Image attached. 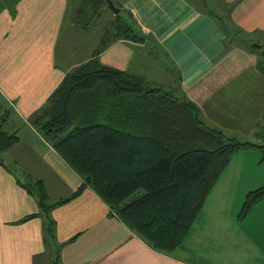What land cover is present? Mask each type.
I'll return each instance as SVG.
<instances>
[{"label": "crops", "instance_id": "1", "mask_svg": "<svg viewBox=\"0 0 264 264\" xmlns=\"http://www.w3.org/2000/svg\"><path fill=\"white\" fill-rule=\"evenodd\" d=\"M223 1L237 36L192 0H115L149 39L114 40L99 57L144 77L136 72L138 55L153 43L179 92L209 125L262 144L264 72L256 59L264 55V0ZM15 6V13L10 6L0 10V108L13 106L9 131L19 136L0 153V264H54L60 255L62 264H264V198L239 217L246 195L263 185L264 174L252 175L264 162L257 146L235 151L172 253L152 248L91 187L60 202L82 177L29 119L75 68L58 47L61 32L76 27L64 25L69 0H17ZM38 179L47 190L45 207Z\"/></svg>", "mask_w": 264, "mask_h": 264}, {"label": "trees", "instance_id": "2", "mask_svg": "<svg viewBox=\"0 0 264 264\" xmlns=\"http://www.w3.org/2000/svg\"><path fill=\"white\" fill-rule=\"evenodd\" d=\"M16 1L0 0V10L10 6L15 13ZM192 1L216 16L227 35H239L223 0ZM97 2L108 8L105 0ZM122 10L114 13L115 40L147 41L132 14ZM100 53L68 71L29 121L82 177L74 194L60 202L91 187L152 248L172 253L235 151L257 146L264 152V144L228 136L209 125L178 87L152 86L142 75L104 64ZM1 107L0 153L19 139L17 131H9L13 106ZM35 187L45 207V184L38 179ZM262 198L264 184L249 191L239 217Z\"/></svg>", "mask_w": 264, "mask_h": 264}, {"label": "rangeland", "instance_id": "3", "mask_svg": "<svg viewBox=\"0 0 264 264\" xmlns=\"http://www.w3.org/2000/svg\"><path fill=\"white\" fill-rule=\"evenodd\" d=\"M217 1L221 3V0ZM121 8L123 9V14L128 13L126 9L123 7ZM114 18V12L101 5L97 0H69L68 12L64 25H71L76 28L68 29L66 34L64 31L61 32L58 48L64 51V57L72 58L71 62L75 61L72 65L73 68H77L100 51L102 52L116 39L114 35L115 29L112 28V25L115 24L113 21ZM105 29L108 31L106 37L104 36ZM150 48L152 49L150 50ZM150 48H145L143 52L138 55V60L140 61L136 72H144L145 79L152 86H162L165 89H173L176 87V83H173L172 72L167 69L170 68V65L166 56H164L160 50L156 49L153 43L150 45ZM148 50L152 52L150 55L147 53ZM74 51L75 55L73 54ZM153 52H155V54ZM89 55L91 56L90 58ZM256 62L258 64L256 68H258L261 73L264 72V55L262 53L258 54ZM177 87L179 88V86ZM261 143L264 144L263 139H261ZM261 152L263 154V150ZM255 173L258 175L264 174V162L262 166L252 171V175ZM259 182L264 184L262 178L259 179ZM58 259L57 263L60 264L61 262L62 264L61 255Z\"/></svg>", "mask_w": 264, "mask_h": 264}, {"label": "water", "instance_id": "4", "mask_svg": "<svg viewBox=\"0 0 264 264\" xmlns=\"http://www.w3.org/2000/svg\"><path fill=\"white\" fill-rule=\"evenodd\" d=\"M107 2V7L110 8L114 13H120L121 7L116 5L114 0H105Z\"/></svg>", "mask_w": 264, "mask_h": 264}]
</instances>
